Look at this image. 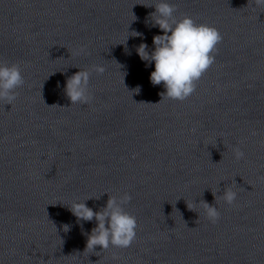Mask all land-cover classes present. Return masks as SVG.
Listing matches in <instances>:
<instances>
[{"label": "clouds", "instance_id": "obj_1", "mask_svg": "<svg viewBox=\"0 0 264 264\" xmlns=\"http://www.w3.org/2000/svg\"><path fill=\"white\" fill-rule=\"evenodd\" d=\"M249 3L254 5V9L264 8V0H249ZM154 7L155 12L151 14L154 17L153 26H158L163 35L153 37L154 50L151 53L145 43L140 44L136 51L143 61L154 62L155 70L150 74V81L154 86L163 83L166 91L161 93L162 98L184 101L195 92L197 82L215 63L217 45L223 37L214 26L198 24L187 14L177 19L174 15L177 11L176 6L166 0H160ZM138 35L141 34L135 32L134 36ZM92 71L103 74L105 68L93 65ZM89 79V70H79L67 79L64 91L71 105L87 104L91 101L92 97L88 91ZM24 83L22 70L18 64L0 63V102L12 106L18 96L16 90ZM135 91L139 92L140 86H137ZM233 152L237 160L244 158L245 154L238 146L233 148ZM213 196L217 199L215 193ZM221 198L225 203L232 205L237 193L231 186H227ZM131 199L127 192L120 198L109 195L106 206L99 211H93L88 207L86 200L82 203L74 202L70 206L72 214L78 221L93 219L96 221V226L88 236L85 251H94L96 246L105 251L109 247L123 249L132 245L137 238V220L123 207ZM187 206L192 209L190 205ZM203 207L207 219L215 224L220 218L215 203L210 205L203 202ZM65 230H68L67 225Z\"/></svg>", "mask_w": 264, "mask_h": 264}]
</instances>
